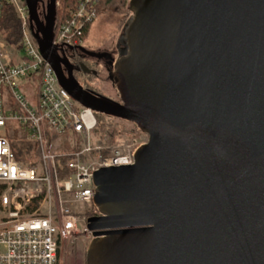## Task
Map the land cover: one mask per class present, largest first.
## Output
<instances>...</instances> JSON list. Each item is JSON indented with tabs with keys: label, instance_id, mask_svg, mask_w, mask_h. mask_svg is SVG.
Instances as JSON below:
<instances>
[{
	"label": "water",
	"instance_id": "obj_1",
	"mask_svg": "<svg viewBox=\"0 0 264 264\" xmlns=\"http://www.w3.org/2000/svg\"><path fill=\"white\" fill-rule=\"evenodd\" d=\"M24 1L59 85L148 137L132 165L93 175L85 264H264V0H129L118 100L60 57L56 0L43 21L41 0Z\"/></svg>",
	"mask_w": 264,
	"mask_h": 264
},
{
	"label": "built area",
	"instance_id": "obj_2",
	"mask_svg": "<svg viewBox=\"0 0 264 264\" xmlns=\"http://www.w3.org/2000/svg\"><path fill=\"white\" fill-rule=\"evenodd\" d=\"M73 1L75 9L60 16L55 3L52 44L59 55L83 46L84 29L98 16L100 0ZM7 5L21 39L12 48L0 34V264H60L64 244L91 236L86 219L97 215L94 173L132 165L148 137L135 125L130 139L125 131L118 139L97 136L96 113L71 98L42 57L25 1L0 0V19ZM14 134L26 140L21 153L12 150ZM22 153L32 158L25 161Z\"/></svg>",
	"mask_w": 264,
	"mask_h": 264
},
{
	"label": "rangeland",
	"instance_id": "obj_3",
	"mask_svg": "<svg viewBox=\"0 0 264 264\" xmlns=\"http://www.w3.org/2000/svg\"><path fill=\"white\" fill-rule=\"evenodd\" d=\"M128 2L129 0H125L123 3L122 1L113 0L109 4H106L104 8H102L100 14H98L97 18L91 24L89 32L85 38L86 43L92 44L103 41L109 42L117 38L124 21L128 18ZM22 90L25 92L24 89ZM104 90L112 97L118 99L116 90H111L107 85H104ZM96 118L100 124L99 130L96 131L97 136H102L103 134V136H105L109 134V136L118 139L119 136H123V132L125 131L128 133L130 139V137L136 133L135 126L132 123L120 119L108 118L102 115L100 116L97 114ZM16 126L17 125L15 123H10L12 130L16 129ZM129 130L131 131V134H129ZM113 132H115V135H112ZM11 137L15 144L22 143L24 145L26 143L24 138H19L15 134ZM20 157L23 159L25 158V161H28L32 158V156H27L24 153H22ZM91 239V236L89 237L88 235H79L75 239L64 244L59 254L60 264H85L86 250Z\"/></svg>",
	"mask_w": 264,
	"mask_h": 264
},
{
	"label": "flooded vegetation",
	"instance_id": "obj_4",
	"mask_svg": "<svg viewBox=\"0 0 264 264\" xmlns=\"http://www.w3.org/2000/svg\"><path fill=\"white\" fill-rule=\"evenodd\" d=\"M46 4L47 0H41L38 7L41 21H43V16L46 12ZM127 14L129 16L128 12ZM119 35L117 38L109 42L107 41L108 43L103 41L90 44L86 43V39H84L81 49H69L60 55L62 59L68 61L72 68L71 73L73 77L84 90L118 100L105 92L104 85L109 86L113 91L115 90L114 84L110 80V75L113 71L114 62L118 56ZM61 69L63 74L68 77V67L61 64Z\"/></svg>",
	"mask_w": 264,
	"mask_h": 264
},
{
	"label": "trees",
	"instance_id": "obj_5",
	"mask_svg": "<svg viewBox=\"0 0 264 264\" xmlns=\"http://www.w3.org/2000/svg\"><path fill=\"white\" fill-rule=\"evenodd\" d=\"M56 1H59L61 4V9L58 11V16H60L61 14L67 15L69 13V11H72L75 9L76 4L73 0H56ZM112 1L113 0H100L99 7H98V14H100L102 8H104V6L106 4H109ZM115 1H122V3H123L125 0H115ZM90 27H91V24H88L85 27L84 33H83V39L86 38ZM0 34H1V37L5 41H7V43L12 48H20V39H21L20 23L16 17L14 10L12 9V7H10L8 5L5 6L2 10L1 19H0ZM104 132H105V130H104ZM114 133L115 132H113L112 135H115ZM10 140H11V144H12V150L16 154L21 153V150L25 149V146L22 143L21 144H15V142H13L12 138Z\"/></svg>",
	"mask_w": 264,
	"mask_h": 264
},
{
	"label": "bare ground",
	"instance_id": "obj_6",
	"mask_svg": "<svg viewBox=\"0 0 264 264\" xmlns=\"http://www.w3.org/2000/svg\"><path fill=\"white\" fill-rule=\"evenodd\" d=\"M67 92V91H66ZM68 93V92H67ZM69 94V93H68Z\"/></svg>",
	"mask_w": 264,
	"mask_h": 264
}]
</instances>
